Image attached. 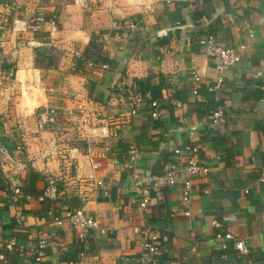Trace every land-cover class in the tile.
I'll return each mask as SVG.
<instances>
[{
    "label": "crops",
    "instance_id": "0c3cea01",
    "mask_svg": "<svg viewBox=\"0 0 264 264\" xmlns=\"http://www.w3.org/2000/svg\"><path fill=\"white\" fill-rule=\"evenodd\" d=\"M94 1L98 6L93 15L103 21L104 59L80 77L79 96L84 102L92 101L87 94L104 101L123 100L120 92H114L119 89L128 91L132 103L117 111L119 121L109 129V138L100 139L104 143L96 151L93 146L80 151L59 136L57 127L38 129L40 110L56 101L54 86L39 88L46 101L38 113L36 109L32 113L38 118L35 134L22 117L29 114L20 111L21 96L14 89L21 87L22 68L31 66L25 58L27 50L15 42L23 26L21 32L29 36L25 24L31 21L11 13L8 0H0V166L1 151L18 160L6 163L11 168L8 177L0 175V264H133L125 258L141 252L146 230L160 239L150 264H264V0ZM81 10L68 19L76 26L60 32L57 20L48 16L39 30L45 26L51 38L59 32L73 37L84 48L93 26L77 23L82 20ZM66 15L60 14L63 21ZM53 20L56 31L50 33ZM206 35L241 49L240 61L224 71L216 90L209 89L219 75L216 59L200 44ZM44 37L39 32L32 41L39 43ZM66 40L73 54L75 49ZM36 71L35 84L43 83ZM138 80H148L144 95ZM150 99L159 102L158 118L151 115ZM12 102L15 111L7 107ZM28 103L36 105L34 99ZM218 107L224 109L227 122L213 127L211 112ZM17 143L22 151H16ZM184 144L196 146L198 157L209 168L206 174L191 175L194 191L188 203L181 200V182L168 185L159 177L169 163L185 164L186 154L174 153ZM131 145L140 155L130 167ZM28 167L43 176L36 184L39 195L16 196L13 187L25 186ZM152 176L159 177L156 185ZM50 177L58 181V196L40 199ZM94 179L104 180L108 196ZM135 185L149 187L148 211L140 206ZM78 208L97 215L105 232L88 229L80 236L64 218ZM229 232L244 239L248 250L239 251L235 239L225 237ZM12 236L18 246L8 249L4 243ZM42 239L47 257L37 261L31 248Z\"/></svg>",
    "mask_w": 264,
    "mask_h": 264
},
{
    "label": "rangeland",
    "instance_id": "374dc122",
    "mask_svg": "<svg viewBox=\"0 0 264 264\" xmlns=\"http://www.w3.org/2000/svg\"><path fill=\"white\" fill-rule=\"evenodd\" d=\"M8 2L11 7V13L16 14L20 18H28L31 24L35 22V17L38 16L40 12H43L46 18L48 16L53 17L57 20V28L60 32L68 28V26H76V21L73 23L71 19L68 23V19L74 17L76 13L81 12V7H83V16L81 14L82 20L77 23H81L83 26H93V28H90V38L93 36L104 44L103 40H100V37H103L101 35L102 25L100 22L103 21L101 18H96V16L93 15V11L96 6H98V2L95 3L94 0H88L87 5H83L80 0H8ZM64 11L65 14H67L66 21H63L60 17V14ZM31 24H25V28L31 32L29 36L23 34V26L18 31L15 42V46L23 47L22 51L27 50L24 54L31 66V68H22L24 71L20 72V79H22L21 87L17 86L14 89L15 94L17 93V95L19 94L21 96V101H19L21 102L19 106L20 111L25 115L29 114L28 116L22 117L26 118L28 126L33 129L30 131L35 134L34 129H36L38 118L36 115H32V113L34 109H36L38 113L41 108L40 104L46 101V95L42 92L43 88L52 85L56 89L57 98L56 101L51 102V105L56 106L59 111L56 123L59 136L62 135L69 146H76L80 151L89 150L92 146L96 151V147L99 146L100 142L104 143V140L109 138V129L115 127L116 122L119 121L117 111H119L120 108L128 107V105L130 106L132 103V100L127 97L128 91L119 89L114 91L120 92L123 95V100L120 98H117V100L109 98L104 101L103 99H96L93 94H87L92 101L84 102L82 96H79V94H82V79L80 77L88 73L87 63L84 60L85 66L81 64L80 66L83 68L79 69V71L76 70L75 67L79 62L78 58L80 56L72 54L70 50L68 51L66 39H69V41H71V47L80 51V53L84 49L83 45L77 42L73 37L62 36L60 32L54 38H51L48 36V33L45 32V26H43L41 30L33 31L32 28L29 27ZM7 26L9 27L10 24ZM39 32H42L46 37L42 39L39 38V43L33 42L32 37L35 39L37 36L39 37ZM34 33H36L35 36H33ZM35 68L40 72L34 70ZM35 71L36 73H40L43 83L39 82L35 84V77H32V75H35ZM9 80L10 82H15L14 77L9 76ZM25 80H28L30 84L25 85ZM85 83L87 85L90 84L86 81ZM26 86H31V90H27L28 93H26ZM39 88L42 89V93L39 91ZM28 99H34L36 105L31 106L28 103ZM26 103H28V105H26ZM8 106L15 111V103H9L7 104V107ZM38 106L40 107L37 108ZM86 126L88 128H86ZM102 127H106L104 132L102 131ZM106 131L107 134L105 135ZM19 137H22L21 134H19ZM66 148V146H63V149Z\"/></svg>",
    "mask_w": 264,
    "mask_h": 264
},
{
    "label": "built area",
    "instance_id": "2783aa9c",
    "mask_svg": "<svg viewBox=\"0 0 264 264\" xmlns=\"http://www.w3.org/2000/svg\"><path fill=\"white\" fill-rule=\"evenodd\" d=\"M191 1V0H190ZM46 23V17L43 12H40L38 16L35 17V22L31 24L29 27L32 28L33 31H37L41 28V25ZM53 27L49 30L50 33L56 31L55 21H52ZM135 25L131 24V28H134ZM200 44L202 45L204 53L208 56H211L216 59V67L218 69L219 75L216 81V84L212 87H209L210 90H216L221 86V83L224 78V71L227 69H231L240 61L241 59V49L239 46H227L222 45L217 42L214 36L206 35L200 39ZM73 54L80 56L81 53L78 50H75ZM89 67H94L93 62L88 63ZM101 67L106 68V63H102ZM194 78L199 80L200 77L197 74H194ZM142 97V96H140ZM143 102V99H141ZM149 105L152 108L151 115L153 118H158L160 115L159 110V102L154 99H150L148 101ZM136 108L132 109V113H135ZM59 111L56 106H47L42 111L40 110V119L38 121V129L45 130L47 128L51 130H55L56 123L58 120ZM227 122V115L222 107H218L211 112V125L213 127H218L224 125ZM16 151H22V145L20 143L16 144ZM175 155L184 156L186 159L185 164L181 165L177 162L169 163L161 177L162 183L168 185H174L178 182H181V200L184 203H188L191 199V195L194 191L193 180L191 175L197 173L206 174L209 171V168L203 163V161L198 157V148L196 146H192L190 144H184L180 146H176L174 148ZM3 164L0 166V175L8 177L10 169L6 166L7 162H11L14 164L15 161H18L16 157L12 156L9 153L1 151ZM140 152L139 149L135 145H131L128 150V164L129 166H133L139 158ZM88 162L93 168H96V164L94 163L91 157L88 158ZM117 160H115V163ZM93 177V175H92ZM158 176H152V180L156 185V181L159 180ZM94 184L103 189L105 195H109V188L104 182L103 179H94ZM135 190L140 194L139 203L140 206L145 211H148L151 206V196L149 187H144L140 185H135ZM207 190V189H206ZM14 194L22 195L23 191L21 186L16 185L13 187ZM59 193L58 181L52 177L48 178L46 181V185L43 190V194L40 196V199H44L45 197L56 198ZM27 198H31L32 196L26 194ZM187 214H189L187 212ZM68 220L71 227L78 231L80 236H83L84 231L88 229L98 230L100 232H105L106 228H104L97 215L87 213L83 209H74L67 213L64 217ZM64 219H57L58 223H62ZM216 223V222H215ZM217 224V223H216ZM136 231H139L138 227H135ZM226 238L235 239L232 233H226ZM159 237L152 233L150 230H146L144 234V239L142 242V250L137 255L130 259L125 258L127 261H131L133 264H150L154 260V256L159 250ZM6 248L14 249L18 246L16 236H12L8 241L4 243ZM235 247L242 252L248 250L247 243L244 239L238 238L235 239ZM46 241L40 240L39 245L37 247L31 248L33 255L37 261H44L47 257L46 252Z\"/></svg>",
    "mask_w": 264,
    "mask_h": 264
},
{
    "label": "trees",
    "instance_id": "16d2710c",
    "mask_svg": "<svg viewBox=\"0 0 264 264\" xmlns=\"http://www.w3.org/2000/svg\"><path fill=\"white\" fill-rule=\"evenodd\" d=\"M78 59L79 62L75 67L77 71L83 68V67L81 68L80 66L81 64L85 66V61L89 69L96 68L99 62L104 59L103 44L99 41V39H95V37L92 36V38H90L89 43L82 50L81 55ZM89 62H93L94 67H89L88 65ZM147 83L148 80H138V84L140 85V92L143 95L146 92ZM148 90H150L153 93L152 89L148 88ZM42 177L43 176L39 173V171L35 170L33 167H28L27 176L25 179L26 184L25 186L21 187L22 191L31 196H38L39 191L36 184Z\"/></svg>",
    "mask_w": 264,
    "mask_h": 264
}]
</instances>
